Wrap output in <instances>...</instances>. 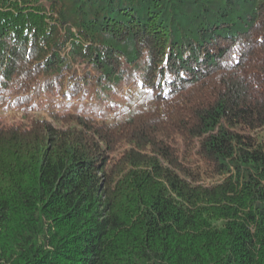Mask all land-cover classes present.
<instances>
[{
	"label": "trees",
	"instance_id": "1",
	"mask_svg": "<svg viewBox=\"0 0 264 264\" xmlns=\"http://www.w3.org/2000/svg\"><path fill=\"white\" fill-rule=\"evenodd\" d=\"M29 73L149 92L0 124V264H264V0H0L1 88Z\"/></svg>",
	"mask_w": 264,
	"mask_h": 264
},
{
	"label": "rangeland",
	"instance_id": "2",
	"mask_svg": "<svg viewBox=\"0 0 264 264\" xmlns=\"http://www.w3.org/2000/svg\"><path fill=\"white\" fill-rule=\"evenodd\" d=\"M69 47L66 49L69 51ZM144 58V55L141 59ZM123 60V58H121ZM74 62V61H73ZM74 68L86 67L85 63L74 62ZM89 66V65H87ZM123 66L130 69L128 63L123 60ZM87 69H91V66ZM68 72V71H66ZM81 72V71H80ZM94 72V71H93ZM97 74V72H94ZM81 74H83L81 72ZM17 79L13 83H9L6 86V90L1 88L0 85V124L5 126L15 127L16 125L20 126L23 129H30L32 127L34 120L37 118L46 119L51 122L54 126L64 125L70 126L73 124L74 116L79 115L83 117H92L97 120L101 118H110L116 116L126 115L130 111L125 108L126 105L133 108L140 102L141 99H144L148 94L147 87H141L136 82L137 80L133 79V76L130 79H123L120 85H117L115 92H109L108 98L112 103L104 102V99L96 97L89 99V96L92 95L95 85L91 84L87 87H84L85 97L81 98L77 92L68 90V93H62L60 86H56L55 89L45 88L40 89V83L32 84V77L29 74H26L23 77H16ZM45 81L42 82V85ZM69 83V80L66 84ZM51 87V86H49ZM139 87V88H138ZM144 89L145 94L141 89ZM128 96L130 93L132 97L128 101L124 95ZM140 95V96H138ZM17 100V108L12 107V103ZM103 105V109L100 110V107ZM103 111V112H102ZM102 112V113H101ZM57 117V119H56ZM55 118V119H54ZM59 121V122H58ZM129 131L128 133H130ZM172 146L176 147L179 152L180 159H183L187 155V158L194 154L196 149H191L193 147L191 141L183 139V137L178 136L174 140L168 139ZM127 143L124 141L120 142V147H118L116 154L123 152L126 149Z\"/></svg>",
	"mask_w": 264,
	"mask_h": 264
}]
</instances>
